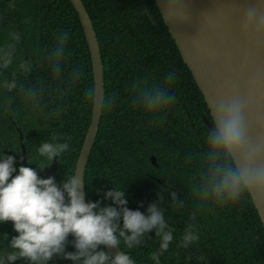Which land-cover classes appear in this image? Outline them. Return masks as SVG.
<instances>
[{"label": "trees", "instance_id": "trees-1", "mask_svg": "<svg viewBox=\"0 0 264 264\" xmlns=\"http://www.w3.org/2000/svg\"><path fill=\"white\" fill-rule=\"evenodd\" d=\"M82 2L105 83L86 200L111 203L102 191L116 186L125 189L130 209L144 212L156 202L173 235L159 264H264V226L247 187L234 199L215 194L223 170L237 169L230 154L209 145L203 119L213 122L210 110L156 1ZM158 91L166 95L157 103ZM93 101L91 55L71 1L0 0V151L23 164L21 134L27 164L44 168L53 159L39 156L38 145L67 141L69 149L57 157L56 181H62L75 173ZM185 230L198 237L186 247L179 243ZM13 235L11 221L0 224V250H11ZM158 243L149 231L134 248L122 249L136 264H153ZM66 250H74L71 243ZM49 264L72 262L53 256Z\"/></svg>", "mask_w": 264, "mask_h": 264}, {"label": "clouds", "instance_id": "clouds-1", "mask_svg": "<svg viewBox=\"0 0 264 264\" xmlns=\"http://www.w3.org/2000/svg\"><path fill=\"white\" fill-rule=\"evenodd\" d=\"M165 95L158 91L155 102ZM208 142L213 150L225 154L240 152L245 130L237 104L218 108ZM68 149L67 141H42L37 153L51 161ZM14 161L13 155L0 151V224L11 221L15 233L8 240L11 250H0V264H12L18 259H26L28 264H49L53 256L70 260L72 264H136L122 246L134 248L149 231L159 238L158 247L151 255L153 264H159V256L168 249L173 235L156 202L149 203L144 212L130 209L126 206L125 189L113 186L102 191L103 199L111 203L101 206L99 199L85 200V193L80 190L84 181L75 173L64 174V179L57 182L52 176L41 174L43 167ZM244 185L254 198L264 199V168L252 165H245L239 171L225 168L214 186L215 194L224 193L234 199ZM197 238L194 232L185 230L179 243L186 247ZM69 243L74 250H66ZM101 246H118L122 250L111 256Z\"/></svg>", "mask_w": 264, "mask_h": 264}, {"label": "water", "instance_id": "water-1", "mask_svg": "<svg viewBox=\"0 0 264 264\" xmlns=\"http://www.w3.org/2000/svg\"><path fill=\"white\" fill-rule=\"evenodd\" d=\"M78 13L88 43L94 78V101L75 174L85 181L86 166L94 147L105 98L104 69L97 35L82 0H70ZM166 27L191 71L210 110L213 122L221 105L237 104L245 130V143L230 154L237 171L245 165L264 168V0H155ZM178 75L180 73L178 72ZM23 165L27 164L20 134ZM154 165L156 158L151 157ZM57 158L42 169L56 181ZM264 226V199H256L245 185ZM81 191L85 193L84 183ZM86 200V196H84ZM165 223H168L164 219ZM115 256L120 247H106Z\"/></svg>", "mask_w": 264, "mask_h": 264}]
</instances>
